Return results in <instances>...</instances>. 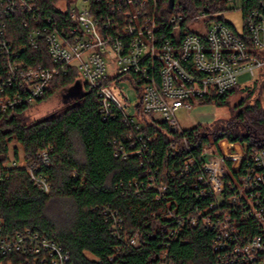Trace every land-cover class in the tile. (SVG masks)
Instances as JSON below:
<instances>
[{"label": "trees", "instance_id": "trees-1", "mask_svg": "<svg viewBox=\"0 0 264 264\" xmlns=\"http://www.w3.org/2000/svg\"><path fill=\"white\" fill-rule=\"evenodd\" d=\"M172 2L175 11L187 19L224 6L217 0H163L159 14L166 15ZM37 3L43 17L61 19L54 9L55 0ZM246 3L260 7L258 0ZM30 19L20 12L0 19V31L6 29L8 40L15 44L14 54L28 46L30 29L24 21ZM162 36L172 34L168 31ZM26 50L20 59L28 65L56 66L46 44ZM3 59L0 53V97L13 96L17 86L4 85L8 73ZM67 71L34 104L0 110V219L4 234L37 233L69 252V264H161L164 254L171 264H218L215 231L201 221L181 226L177 220L199 211L203 214L212 203L211 198L199 197L204 189L198 177L205 147L214 146L222 155L241 153L245 145L251 151L264 150V108L252 98L254 93L240 91L229 122L198 125L180 136L152 114L137 116L140 127L119 113L106 119L99 112L97 92L80 79L77 70ZM238 87L213 94L206 103L225 106ZM55 93L67 97V106L31 120L28 114L32 108ZM185 138L190 150L184 145ZM13 143L22 148L27 163L38 161L43 151L49 152L50 165L40 166L36 172L47 179L48 193L36 185L26 168L12 165L20 160L18 147L13 162L9 159ZM118 149L132 155L124 159ZM190 158L196 164L186 173ZM243 164L230 163L233 175L239 176ZM159 185L166 186L165 195L159 194ZM170 213L175 218L169 217ZM112 214L123 221L119 236L113 231ZM251 228L256 230L251 224L244 225L242 232ZM135 235L138 244L132 246L126 240ZM3 260L33 264V255L20 253Z\"/></svg>", "mask_w": 264, "mask_h": 264}, {"label": "built area", "instance_id": "built-area-1", "mask_svg": "<svg viewBox=\"0 0 264 264\" xmlns=\"http://www.w3.org/2000/svg\"><path fill=\"white\" fill-rule=\"evenodd\" d=\"M37 1L0 0V19L18 12L31 18L24 21L30 29L28 46L15 54L8 31H0V53L8 73L4 85L17 86L13 96L0 97L2 112L34 104L72 68L97 92L99 112L106 119L119 113L140 127L139 114H152L181 136L178 112L190 113L213 94L239 86L244 77L256 80L259 88L264 85V0H258L259 8L247 6L246 0H217L224 4L222 8L190 19L174 6L160 15L163 0H55L61 19H54L42 16ZM237 13L245 23L241 32L225 19ZM168 31L172 36H162ZM41 43L46 44L55 67L31 66L20 59L27 48L37 50ZM126 86L135 93V104ZM184 145L190 150L186 138ZM215 148L203 149L198 177L204 187L199 197L211 198L212 203L203 214L195 212L177 221L181 226L201 221L215 231L218 264H264V150L251 151L245 145L241 153L222 155ZM117 154L124 159L132 155L122 149ZM237 162L244 163L239 176L230 169V163ZM195 164L190 158L184 172ZM49 165V152L43 151L38 161L24 167L46 193L50 185L36 172ZM158 187L159 194L165 195L166 186ZM112 218L119 236L123 221L117 214ZM247 224L256 230L242 232ZM2 227L0 219V264H13L3 259L20 253L32 254L33 264L70 263V253L56 242L29 231L11 237ZM126 242L137 246L138 236L127 237ZM161 264H171L167 254Z\"/></svg>", "mask_w": 264, "mask_h": 264}, {"label": "rangeland", "instance_id": "rangeland-1", "mask_svg": "<svg viewBox=\"0 0 264 264\" xmlns=\"http://www.w3.org/2000/svg\"><path fill=\"white\" fill-rule=\"evenodd\" d=\"M225 19L228 23L233 25L239 32L245 26L244 21L242 20V15L240 13L226 15ZM128 93L130 95L131 102L135 104L137 102V98L135 93L130 90L128 86H126ZM246 89L249 93H254L252 98L255 100H259L262 107L264 108V85L259 88L258 82L256 80H251L246 77L241 78L239 80V87L236 89L237 94L233 95L232 98L228 99L229 102L225 106H221L220 104L214 103H205L202 105L195 106L190 113L182 110L177 114V120L182 130H189L198 125H214L217 123H226L232 120L234 116V106L236 102L239 101L241 97L242 90ZM65 98L62 93H55V95L47 102L37 105L32 108L31 112L28 114L31 120L42 119L46 116L54 114L58 112L64 107H66ZM19 148V157L20 160L17 164L20 167H26L30 163H27L24 160V154L22 148L17 144L13 143L10 148L9 159L11 162L14 160V148Z\"/></svg>", "mask_w": 264, "mask_h": 264}, {"label": "water", "instance_id": "water-1", "mask_svg": "<svg viewBox=\"0 0 264 264\" xmlns=\"http://www.w3.org/2000/svg\"><path fill=\"white\" fill-rule=\"evenodd\" d=\"M173 6H174V3L172 2L170 7L173 8Z\"/></svg>", "mask_w": 264, "mask_h": 264}, {"label": "flooded vegetation", "instance_id": "flooded-vegetation-1", "mask_svg": "<svg viewBox=\"0 0 264 264\" xmlns=\"http://www.w3.org/2000/svg\"><path fill=\"white\" fill-rule=\"evenodd\" d=\"M69 95H71V94L69 93ZM64 98H65V99H67V97H66V96H64Z\"/></svg>", "mask_w": 264, "mask_h": 264}]
</instances>
